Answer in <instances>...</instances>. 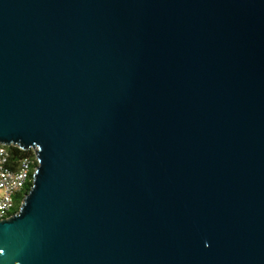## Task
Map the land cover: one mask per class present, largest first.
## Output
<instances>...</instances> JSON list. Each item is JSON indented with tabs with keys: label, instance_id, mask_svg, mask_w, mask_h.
Segmentation results:
<instances>
[{
	"label": "water",
	"instance_id": "obj_1",
	"mask_svg": "<svg viewBox=\"0 0 264 264\" xmlns=\"http://www.w3.org/2000/svg\"><path fill=\"white\" fill-rule=\"evenodd\" d=\"M0 145V264H264V0H0Z\"/></svg>",
	"mask_w": 264,
	"mask_h": 264
},
{
	"label": "built area",
	"instance_id": "obj_2",
	"mask_svg": "<svg viewBox=\"0 0 264 264\" xmlns=\"http://www.w3.org/2000/svg\"><path fill=\"white\" fill-rule=\"evenodd\" d=\"M37 159L25 157L16 159L7 146L0 145V219H8L15 214L17 197L32 183V175ZM23 199L20 201L22 204Z\"/></svg>",
	"mask_w": 264,
	"mask_h": 264
},
{
	"label": "trees",
	"instance_id": "obj_3",
	"mask_svg": "<svg viewBox=\"0 0 264 264\" xmlns=\"http://www.w3.org/2000/svg\"><path fill=\"white\" fill-rule=\"evenodd\" d=\"M8 149H9L10 153L13 155V157L16 159H21V158H25V157H29V158L34 159V153L31 150L24 151V150L19 149L18 147H8ZM35 166H36V164H35ZM31 186H32V183H28L27 187L16 198L17 199V207L15 208V213L19 210L20 201L24 198V196L27 195Z\"/></svg>",
	"mask_w": 264,
	"mask_h": 264
}]
</instances>
